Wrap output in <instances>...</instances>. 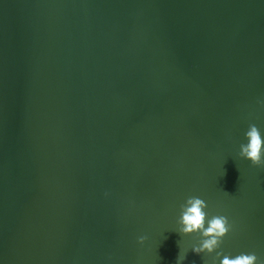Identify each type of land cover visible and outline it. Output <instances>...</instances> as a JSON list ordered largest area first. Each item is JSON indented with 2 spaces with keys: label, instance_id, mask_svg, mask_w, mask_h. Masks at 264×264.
Here are the masks:
<instances>
[{
  "label": "water",
  "instance_id": "obj_1",
  "mask_svg": "<svg viewBox=\"0 0 264 264\" xmlns=\"http://www.w3.org/2000/svg\"><path fill=\"white\" fill-rule=\"evenodd\" d=\"M250 124L264 0H0V264H264ZM190 196L231 225L212 253Z\"/></svg>",
  "mask_w": 264,
  "mask_h": 264
},
{
  "label": "clouds",
  "instance_id": "obj_2",
  "mask_svg": "<svg viewBox=\"0 0 264 264\" xmlns=\"http://www.w3.org/2000/svg\"><path fill=\"white\" fill-rule=\"evenodd\" d=\"M245 136L247 143L240 145L239 155L250 160L253 165H264V159H262V156H264V139H262L257 126L250 124ZM206 207L205 201L195 196L188 197L185 203L181 205V213L178 220L181 225L179 232L184 234L199 232L202 237L199 246L192 249L196 254L203 252L212 253L219 247L221 238L231 228L227 217L224 215H214L206 220L204 211ZM205 223H207L206 227ZM138 239L143 242L146 237L141 236ZM220 255V252L216 253L217 257ZM179 260L180 257L178 256L177 264H179ZM219 264H257V256L255 253H241L233 258L224 255Z\"/></svg>",
  "mask_w": 264,
  "mask_h": 264
}]
</instances>
